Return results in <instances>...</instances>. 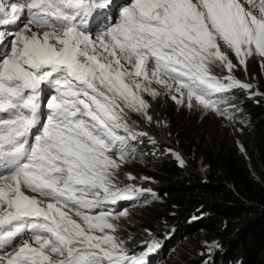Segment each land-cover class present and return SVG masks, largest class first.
<instances>
[{"label": "snow or ice", "instance_id": "1", "mask_svg": "<svg viewBox=\"0 0 264 264\" xmlns=\"http://www.w3.org/2000/svg\"><path fill=\"white\" fill-rule=\"evenodd\" d=\"M111 3H0V264H149L161 244L130 248L128 209L158 199L155 181L126 166L159 142L132 114L166 127L152 102L167 97L243 132L235 90L264 97L235 75L264 68V0H133L92 35Z\"/></svg>", "mask_w": 264, "mask_h": 264}, {"label": "trees", "instance_id": "2", "mask_svg": "<svg viewBox=\"0 0 264 264\" xmlns=\"http://www.w3.org/2000/svg\"><path fill=\"white\" fill-rule=\"evenodd\" d=\"M234 101L242 109L244 137L262 167L261 178L252 174L233 136L210 132L201 121L165 110L167 146L186 166L179 167L167 154L149 160L137 152L133 162L146 165L156 177L147 186L158 199L149 197L148 206L139 208L141 216H148L142 229L152 235L143 233L132 250L157 239L162 252L168 245L164 228L170 226V234L194 249L184 264H264V100L235 93ZM204 236L217 243L211 254L200 245Z\"/></svg>", "mask_w": 264, "mask_h": 264}, {"label": "rangeland", "instance_id": "3", "mask_svg": "<svg viewBox=\"0 0 264 264\" xmlns=\"http://www.w3.org/2000/svg\"><path fill=\"white\" fill-rule=\"evenodd\" d=\"M0 2L7 3L9 0H0ZM120 11L121 10H116L115 13H113V17L120 18ZM115 25V24H114ZM108 25L109 27L114 26ZM109 27L99 31V32H94L91 33L92 35L102 33L103 31H106ZM235 62V60H234ZM235 75L238 79L241 80H248L252 82L255 86V89L260 91V87L264 82V68L261 67L260 63V58L255 57V58H249L248 60V74L244 72L242 68H238L235 71ZM45 93V92H44ZM235 93H240L242 96L246 98H255L258 97L260 99L264 100V97L262 96H255V97H249L246 93H244L241 90H235ZM153 110L154 113L156 114L157 118L165 121L166 122V127H160V126H148L143 123V121H139V118L135 117V114L133 115V118H136L138 122L140 123L141 127H145L146 130L158 140V146L154 147L151 144L147 146V148H143L142 145L138 146V151H142L141 153L143 157L147 158L150 160V158H158L161 151L164 149H170L167 141V129H168V122L165 119V110L168 112H177L179 113L180 116L184 117L188 121H197L200 122L203 127H205L208 131L210 132H215L218 135H226L229 134L233 136L236 140L237 146L240 150V152L244 155L248 162V166L252 172V174L256 178H261L262 176V167L261 165L257 162L255 155L252 151V148L246 138L244 137V132H236L234 131L233 127L228 125L225 121L219 119L213 114H210L202 109H195V110H189L187 108H180L178 105H176L173 101L168 99L167 97H161L159 98L158 101H153ZM234 103H237L234 101ZM264 103V102H263ZM147 142V140H145ZM246 150L245 152L241 151V147ZM173 150V149H172ZM137 151V152H138ZM175 151V150H173ZM153 152H156V155H153ZM176 152V151H175ZM178 153V152H177ZM167 154V153H164ZM169 155V154H167ZM171 156V155H169ZM172 157V156H171ZM174 160L175 158L172 157ZM178 163V162H177ZM128 171L133 172L134 174L138 176H148L152 177L153 180L155 181L156 177L152 174V172L149 170V168L146 167V165L143 164H136L133 161H131L127 166H126ZM143 183V182H141ZM150 184V183H149ZM130 203H128L129 205ZM127 205V206H128ZM147 204H135V207H129V211L132 214V220L134 221L133 225L128 228V232L132 233V240L129 242V246L133 245L136 241L141 239L142 234L144 233L145 235H148L146 232L143 231V225L145 224V220L147 219L148 216H141L142 214L139 212L140 207H147ZM121 207H126L125 205H121ZM142 231V232H141ZM164 233L165 239L167 240V247L164 246L165 248L162 251V257L156 264H184L186 259L192 257L194 254V249H191L190 247L186 248V245L184 242L180 241L179 238L177 239V236H173L170 234L171 227L167 226L164 228ZM128 232L123 233L125 238H127ZM173 236V237H172ZM146 237V236H145ZM147 238V237H146ZM202 243L200 244L204 248V252H206V248L209 245L215 244L216 247L212 249V252L218 248L217 243L212 240H208L206 236L202 237ZM170 245V246H169ZM211 252V253H212Z\"/></svg>", "mask_w": 264, "mask_h": 264}]
</instances>
